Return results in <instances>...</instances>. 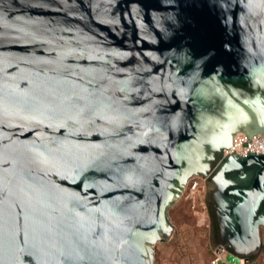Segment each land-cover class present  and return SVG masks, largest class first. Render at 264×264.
<instances>
[{
  "label": "water",
  "instance_id": "1",
  "mask_svg": "<svg viewBox=\"0 0 264 264\" xmlns=\"http://www.w3.org/2000/svg\"><path fill=\"white\" fill-rule=\"evenodd\" d=\"M238 133L264 135V0H0V264H154L193 176L249 263L264 155L224 153Z\"/></svg>",
  "mask_w": 264,
  "mask_h": 264
},
{
  "label": "rangeland",
  "instance_id": "2",
  "mask_svg": "<svg viewBox=\"0 0 264 264\" xmlns=\"http://www.w3.org/2000/svg\"><path fill=\"white\" fill-rule=\"evenodd\" d=\"M204 201L206 204V195ZM197 206L202 210L203 205ZM206 207L204 209L209 217V226H201L194 214L192 202L188 199L186 185L179 200L169 209V217L174 225L173 236L170 241L158 242L155 245L154 264H212L216 242L210 234V231L214 230L210 223L211 213L208 204ZM247 264H264V252L252 258Z\"/></svg>",
  "mask_w": 264,
  "mask_h": 264
},
{
  "label": "built area",
  "instance_id": "3",
  "mask_svg": "<svg viewBox=\"0 0 264 264\" xmlns=\"http://www.w3.org/2000/svg\"><path fill=\"white\" fill-rule=\"evenodd\" d=\"M243 142H248L247 137L243 133H238L233 137V145L228 148V150H225L224 153H231L234 152L237 154H243L246 155V152H254L255 153H262L264 155V135H261V133H258L251 138V142L247 143V147L243 146ZM205 179L193 176L188 180L187 183V189H188V199L191 200L192 206L194 208V214L197 216L198 224L201 226H209V217L207 216V211H205L204 208L206 207L205 204ZM197 204L203 205L202 210H200V207L197 206ZM233 257H229L225 253H223L218 245L214 248V258L212 259V264H218L219 262H224L225 264H232L233 263Z\"/></svg>",
  "mask_w": 264,
  "mask_h": 264
},
{
  "label": "flooded vegetation",
  "instance_id": "4",
  "mask_svg": "<svg viewBox=\"0 0 264 264\" xmlns=\"http://www.w3.org/2000/svg\"><path fill=\"white\" fill-rule=\"evenodd\" d=\"M209 208H210V206H209ZM210 213H211V210H210ZM210 217L212 218V213H211ZM210 223H211L212 229L214 230V234L216 235L217 227H216L214 222L213 223L211 222V220H210ZM214 242H216V239H214Z\"/></svg>",
  "mask_w": 264,
  "mask_h": 264
}]
</instances>
